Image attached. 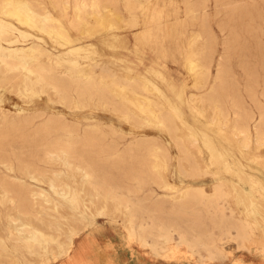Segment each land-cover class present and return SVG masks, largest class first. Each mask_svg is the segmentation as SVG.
<instances>
[{
  "label": "rangeland",
  "instance_id": "obj_1",
  "mask_svg": "<svg viewBox=\"0 0 264 264\" xmlns=\"http://www.w3.org/2000/svg\"><path fill=\"white\" fill-rule=\"evenodd\" d=\"M198 1L200 0H138L128 4L126 0H117L102 12L91 11L90 14L85 15V27L82 29L69 27L70 35L73 38H83L85 46L53 61L57 71L62 75L88 72L100 75L109 71L122 80L136 78L139 84L146 86L145 94H132L128 90H123L122 94L126 99L124 102L130 108L129 111L135 116L138 114L136 117L139 124H134L133 121L126 120L120 114L95 103H73L65 107L58 102L56 95L51 93L50 96L49 92L46 93L48 90L37 85L35 78L31 77V80L24 78L23 73L20 72L19 81L16 78L12 81L6 80L0 74V106L8 115L4 117L0 113V127L14 118L31 114L29 111L44 112L43 119L61 111L66 114L68 120L78 124L79 133L85 131L86 125L99 123L102 126L101 132L95 135L103 138L106 143L114 144L119 152L124 151L135 138L146 135L145 139L149 140L148 146H154L157 151H166L169 158L162 159L163 161L160 158L159 160L149 158V162L144 167L154 169V172H150L151 179H147L143 184V190L137 193V198L147 199V205L152 206L155 197L159 196L158 200L166 203L163 216L176 219L179 217V212L169 209L170 204L179 202L178 199L189 184L202 187L206 195L223 193L224 201L220 200V203L224 214L238 220L244 226L247 239H239L238 232L234 229L231 230L230 237H220L218 221L222 214L206 210L196 216V224L199 229L202 228L201 233L207 237L209 234H214L217 248L221 249L220 256L210 257L204 246L192 249L184 243L181 244L177 233H173L172 240L161 238L156 248L152 247L153 240L148 237V243L144 246L137 239L129 236L124 212L116 210L112 202L110 204L100 199L88 188L80 175H76L77 178L64 175L62 179L80 190H78L79 196L82 195L80 199L89 208L73 211L66 201L63 206L53 209L52 202L39 197L36 202L42 221H36L29 220L23 215L17 216L19 214L12 210V205L5 204L0 207V238L5 241L9 249L5 252L0 250V254L3 255L1 260L12 264H57L60 261L65 264V259L68 258L66 255H71L73 251L74 240L98 222L115 227L121 232L127 242L122 244L136 253L138 264H264V145L256 142L253 133L255 118L259 117L257 112L259 109L264 111V0H207V15L204 16L199 12L198 16L192 19L189 16L190 9ZM129 11H132V14ZM69 17L73 18L72 9ZM0 21V44L5 47H10L12 50L29 49L34 42H37L42 48L55 54L59 51L55 48L58 46L56 39L40 32L32 22L18 21L11 16L2 17L1 14ZM10 23L25 33L12 31ZM144 28L146 31L149 29L151 31L143 33ZM3 32H10L6 41L3 39L5 36ZM116 34H121V39H118ZM200 34L202 37L197 38ZM192 47L194 50L203 48L204 52L212 55L210 76L206 85L199 83V74L195 75L201 68L192 70L191 66L187 67L188 64L190 65ZM27 59L29 63L32 59L30 65L37 63L33 54H27ZM37 59L47 62L48 55L39 56ZM222 60L225 62L223 70L232 78L228 86L233 92H237L244 109L254 116L251 120L252 134L249 148L248 145L246 148L239 136H236L231 125L218 122L215 112L201 100V96L215 84L214 79L218 68L221 69L218 66ZM191 70L196 72L193 73ZM131 82L127 80L121 85L125 87ZM17 83L21 85L18 86ZM24 83L28 87L24 88ZM115 88L116 91L118 90L116 98L121 99L119 92L122 89ZM249 88L254 89L252 97L248 93ZM147 103L150 109L157 106L162 108V112L167 111L173 118L174 135L179 137L181 133L186 137L183 140L180 138L183 136H180L182 141L189 140L186 141L188 143L184 142L185 145L191 142L197 144L186 146L193 162L182 159V154L171 139V135L166 130L159 129L154 119L151 121L149 111L138 110L137 107L145 108ZM231 116H233L232 112H230ZM42 118L36 119L35 122L38 123ZM91 118L96 120H90ZM11 136L14 137L16 134ZM191 136L192 140H190ZM193 147H196L195 150H192ZM190 149L197 151L198 154L191 152ZM21 151L32 152L29 149ZM189 162L196 164L194 166L200 170L196 179L185 175V171L193 166ZM57 163L61 164L54 162L52 168L61 169L62 164V167H58ZM105 167L110 168L109 165ZM129 167L133 166L127 165L126 168ZM140 168L143 167L136 166V169ZM1 172L12 177L20 176L19 173L8 171L3 167ZM157 174H161L159 181ZM62 179L63 188L66 183ZM33 183L49 191L46 179ZM159 184L168 185V188L161 189ZM50 193L52 197L56 196L53 191ZM165 195L168 197L165 198ZM9 216H12V219L9 220ZM185 217L188 218L187 214L183 215V218ZM210 217H213L214 221L210 220ZM23 222L28 225L26 228L32 227L42 234L45 233L47 237L56 238L46 246L43 255H32L19 249L14 252L11 248L13 241L9 240L8 227L16 232V229L24 228Z\"/></svg>",
  "mask_w": 264,
  "mask_h": 264
},
{
  "label": "bare ground",
  "instance_id": "obj_2",
  "mask_svg": "<svg viewBox=\"0 0 264 264\" xmlns=\"http://www.w3.org/2000/svg\"><path fill=\"white\" fill-rule=\"evenodd\" d=\"M126 1L128 4H131L138 0ZM115 2L117 0H0V14L2 17L11 16L18 21L32 22L40 32L46 33L51 38L56 39L58 46L55 48L59 49L57 54H55L42 48L37 42H34L29 49L17 48L13 50L10 47H5L3 44H0V74L6 80L12 81L16 78L19 81L18 73L22 72L24 78H30V80L31 77L32 79L35 78V83L42 89L48 90L46 93L49 92L50 96L51 93L56 95L58 102L64 104L65 107H69L73 103H95L105 109L120 114L122 118L131 120L134 124H139L140 122L137 121L136 117L138 114L135 116L129 111L130 108L124 102L126 99L122 94L125 90H128L132 94H145L146 86L143 87L139 84L136 78L127 79L132 82L128 86L123 87L121 83L127 80H122L109 71L107 72L105 70L106 72L100 75H96L94 72L62 75L57 71V67L53 63L57 58L67 55L79 49V47L85 46L83 38H73L70 35L69 27L76 30L82 29L85 27V15L90 14L91 11L102 12ZM207 7V0H200L190 9L191 15L189 16L192 19L196 18L199 12L206 16ZM70 9H72L73 18L69 17ZM129 12L132 14V11ZM10 24L12 31L25 33L13 23ZM150 31V29L146 31L144 28L142 32L149 33ZM9 35L10 32H3V39L6 41ZM115 36L121 39V34H116ZM201 37V34L199 36L197 35V38ZM27 54H33L35 57L34 61L37 63L30 65L32 59H30L31 62L29 63ZM43 55H48L47 62L37 59V57ZM211 56V54L209 55L204 52L203 48L197 50H194L193 47L191 48V55L189 57L190 65L188 64L187 67L191 66L192 70L194 68H201L199 73L198 71H194L197 73H195L196 76L199 74V83H204V85L207 84L210 76ZM28 57L30 58V56ZM223 60L218 66L221 69L218 68L214 79L215 84L209 87L206 93L201 96V100L215 112V116L219 119L218 122L231 125L234 133L237 134L236 136H239L246 148L247 145L249 148L252 134L251 120L254 119V116L250 111L244 109L237 92H233L228 86L232 78L229 73L223 70L225 64ZM192 70L191 72L194 73ZM17 85L20 86L21 83H17ZM25 87H28V85L25 84ZM115 87L122 89L119 92L121 99L116 98V92L118 90L116 91ZM28 90L30 91L29 88ZM248 93L252 97L254 89L249 88ZM143 101L146 100L143 99ZM148 106L150 105L147 103L145 108L142 106L137 108L141 112L149 111L152 117L151 121L154 119L153 121L159 126V129L166 130L171 135V139L182 154H180L182 159L193 162L191 153L186 148V146L189 147L193 142L185 145L184 142L188 143L186 141H189L181 140H185V136L180 133L179 137L183 136L180 139L174 135L173 118L167 111L162 112V108L153 105H151L153 108L150 109ZM230 112L233 115L231 117ZM0 113L4 117H8L7 112L1 106ZM29 113L31 114L23 115L18 119L14 118L5 123V126L0 127V207L5 204L12 205V210H15L19 214L17 216L23 215V217L25 216L29 220L36 221H42L40 213L38 212L39 206H37L38 203L36 202L39 197L52 202L54 204L53 209H57L61 205L63 206L67 201L73 211H80L88 207L80 199V196L82 198V195L79 196L80 190L78 189V191L76 187L67 184L62 177L66 175L70 178H77L76 175H80V178L88 185V188L94 191L100 199L107 203L110 202V204L112 202L116 210L124 212L127 217L126 222L128 223L129 236L132 239H137L144 246L148 243V237L152 238V247L156 248L161 238L172 240L173 233H177L181 244L184 243L192 249L204 246L210 257L220 256L221 249L217 248L216 240L213 238L214 234H209L207 237L201 233L203 231L202 228L199 229L196 224V216L206 210H213L222 214L218 221L220 237H230L231 230L234 229L238 232L239 239H247L248 236L244 226L238 220H234L224 214L222 203H220V200L224 201L223 193L219 194L217 192L218 194L206 195L203 189H201L202 187L199 188L198 186L189 184L178 199L179 202L177 204H175L176 202L170 204L169 209L174 212H179V217L176 219H169L167 216H163L166 203L158 200L159 196L155 197L152 206L147 205V199L137 198V193L143 190V184L146 183L147 179H151L150 172H154V169H146L144 167L149 162V158H160L161 160H167L169 158L166 151H157L158 149L155 150L154 146H148L149 140L145 139L147 137L146 135L135 138L124 151L119 152L114 147V144L106 143L103 138L95 135L100 133L102 128L97 122L86 125L85 131L79 133L77 131L78 124L68 120L66 114L61 111L52 113V115L44 119L42 118L44 114L42 111H29ZM257 114L259 117L255 118L253 133L256 142L264 145V111L259 109ZM141 115L139 116L141 117ZM147 115L148 113H146ZM151 117L149 116V118ZM40 118L42 120L36 123V119ZM147 118L145 117L146 120L150 121ZM90 120L96 119L91 118ZM4 129L9 131L3 132L2 130ZM12 134H16V136L12 137ZM192 139L191 136L190 140ZM245 146H242V148ZM193 148L192 150H195ZM25 149H29L32 152L28 151V153H25L21 151ZM192 150L190 149L191 152L197 153V151L194 152ZM194 155L196 156V154ZM54 162H61L63 167L57 163L58 167L61 166L62 168H52ZM105 165H109L110 168H106ZM127 165L133 167L126 168ZM139 165L143 168L136 169V166ZM190 165L193 166L185 171V175L196 179L200 174V170L194 166L196 164L190 163ZM1 167L8 171L17 172L20 176L12 177L5 172H1ZM182 171L180 172L182 173ZM161 174H157V181L161 179ZM44 179L48 181L49 191L33 183V181L41 182ZM61 179L66 183V186L63 188L62 186L64 184L62 185ZM159 185L161 189L168 188V185ZM50 191H53L58 198L56 196L52 197ZM93 196L95 197L94 194ZM164 197L166 198L168 196L165 195ZM173 200L177 201V199ZM7 208L9 209V207ZM186 214L188 218H183V215ZM9 218L12 219V216H9ZM210 220L214 221V218L210 217ZM26 226L28 225L24 223V228L16 229V227V232H13L8 227L9 240L13 241L11 243L12 246L10 245L11 248L14 252L16 249H19L32 255H43L46 246L55 241L56 238L53 236L47 237L48 235H44L45 233L42 234L32 227L26 228ZM40 230L42 229L40 228ZM8 249L9 246L0 238V250L5 252ZM68 255L66 256L70 259V255ZM1 257H3L2 254H0V264H12L4 262L1 260Z\"/></svg>",
  "mask_w": 264,
  "mask_h": 264
},
{
  "label": "crops",
  "instance_id": "obj_3",
  "mask_svg": "<svg viewBox=\"0 0 264 264\" xmlns=\"http://www.w3.org/2000/svg\"><path fill=\"white\" fill-rule=\"evenodd\" d=\"M122 243L127 242L121 232L97 222L74 240L73 251L65 264H138L136 253Z\"/></svg>",
  "mask_w": 264,
  "mask_h": 264
}]
</instances>
